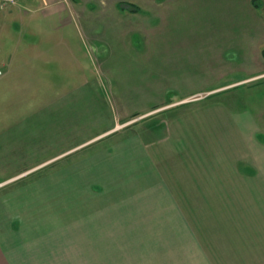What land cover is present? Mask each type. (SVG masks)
<instances>
[{"label": "rangeland", "instance_id": "obj_1", "mask_svg": "<svg viewBox=\"0 0 264 264\" xmlns=\"http://www.w3.org/2000/svg\"><path fill=\"white\" fill-rule=\"evenodd\" d=\"M68 2L87 11L70 26L0 5L19 11L0 69L41 40L26 12L85 58L0 78V172L11 137L43 142L18 154L65 150L0 177L1 264H264V0ZM55 100L61 112L38 109Z\"/></svg>", "mask_w": 264, "mask_h": 264}, {"label": "crops", "instance_id": "obj_2", "mask_svg": "<svg viewBox=\"0 0 264 264\" xmlns=\"http://www.w3.org/2000/svg\"><path fill=\"white\" fill-rule=\"evenodd\" d=\"M27 4H25L26 7L28 8H36L33 10H37L40 11L42 10L44 12L45 18L46 19H53L54 18H59L61 21L63 20V22L67 25H72V23L75 21V17H77L78 15L76 14L78 12V10L74 9L70 3L68 2L69 0H40L39 5L36 4L37 1L39 0H24ZM20 2V0H19ZM71 6V7H70ZM18 7V6H17ZM17 7L14 8H7V10L3 11L2 13H0V29L1 27L4 26H10V25H6L9 20H11L10 18L13 16H19V11L17 9ZM83 14H81L80 16L77 17L80 18L82 15H86L87 11H80ZM28 15L29 13L26 12L25 14V29L26 32L28 33V35H34L36 37V40L39 39V36L41 35V40L40 41H35V42H31L29 41V43H25L23 41H20L18 46H16L15 48V53L12 55L9 53V58H8V62L3 63L4 65H6L5 69L2 70L0 69V72L2 73V75L0 76V78L5 77L6 75L9 76L11 74H17L18 73V77H22V79H27V76H29V71L31 70V72H33L34 69H36L35 65L36 63H41L43 64H47L49 62H52L54 64H81L82 63V54L80 53H76V51L74 50L75 47H72L70 45L69 42L64 41H60L59 38L57 37V34L55 33H50V40L46 41V38H44L42 35L46 34L43 30L44 27L42 25H38L35 24L33 22L32 19L28 20ZM76 19V20H77ZM107 22V21H106ZM11 24V23H10ZM90 26V25H89ZM12 27H14L12 25ZM81 27H78V29ZM60 29V27L55 28V30ZM89 29H93V27H89ZM88 29V30H89ZM4 30V28H3ZM69 30H73L70 29ZM5 32V30H4ZM75 33V31H74ZM80 32L76 31V35L79 36ZM64 35L66 36V33H64ZM38 38V39H37ZM48 42V43H47ZM35 50H37V55H32ZM51 55V56H48ZM262 56H263V52H262ZM30 57L35 58L36 57V61H34L32 63V61L30 60ZM51 58V59H49ZM264 58V56H263ZM85 59V58H83ZM7 63V64H6ZM33 64V65H31ZM18 65L19 68H18ZM32 66L31 69H25V66ZM35 67V68H34ZM7 68V69H6ZM35 73V72H34ZM27 74V75H26ZM26 75V76H25ZM36 75V76H35ZM37 79L38 81H44V77L43 75H41L39 72L37 73L36 70V74H34L33 79ZM27 81V80H26ZM38 85V84H37ZM24 86L26 87V89H31V88H27V86H30L29 83L24 84ZM44 91V89L42 90ZM46 91V90H45ZM64 94V93H63ZM42 96H49L50 97H57L58 94H56V90H52L51 93L48 92H42L41 93ZM80 95V94H78ZM190 96L186 95V97ZM29 104L32 105V97H30L29 99ZM44 105H40L38 106V109L43 106L44 110L46 109V113H49L51 111H55V112H61L62 109L64 108V104H59L58 101H49V103H43ZM62 106V108H61ZM43 111V110H41ZM34 111H29V112H21V113H33ZM45 111L43 113V117H44ZM13 115L11 114V118L12 119ZM50 119V118H49ZM15 124V128L16 129H22L26 128L27 126L23 127L20 125ZM64 126V124H63ZM48 128V127H46ZM64 128V127H63ZM22 134V132L20 133V135ZM61 139V138H60ZM59 137H57L56 141L53 142H49V144H64V140L63 138L60 140ZM36 143H39L40 145L43 144L42 141H37L35 142L34 140H31L30 138H24L23 136L21 137H11L7 140L6 145H11L16 147V149H14V151L10 152L11 158L9 159L8 164L3 165L1 172H0V177H2V179L4 178H11V177H25L27 175H32L34 173H37L39 171H41V168L43 166H45L46 164H48V162H53L55 160L61 159L65 156V150L64 149H60V152L57 153H53L51 156H49L48 151L45 150V152H36V153H30L28 156L24 155V153H19L20 152V148L23 145L26 144H33L35 145ZM77 144H80V142H78ZM9 151L11 150V148H8ZM20 157H24L26 158L25 160L29 159L30 161H28L27 163L24 164H14L13 159L16 158V160H19ZM39 170V171H38ZM0 179V182L1 180ZM4 245L1 241L0 238V264H1V257L5 255L4 252Z\"/></svg>", "mask_w": 264, "mask_h": 264}, {"label": "built area", "instance_id": "obj_3", "mask_svg": "<svg viewBox=\"0 0 264 264\" xmlns=\"http://www.w3.org/2000/svg\"><path fill=\"white\" fill-rule=\"evenodd\" d=\"M17 3V0H0V5L2 6H9V5H15ZM2 73L0 72V76Z\"/></svg>", "mask_w": 264, "mask_h": 264}, {"label": "trees", "instance_id": "obj_4", "mask_svg": "<svg viewBox=\"0 0 264 264\" xmlns=\"http://www.w3.org/2000/svg\"><path fill=\"white\" fill-rule=\"evenodd\" d=\"M263 56H264V50H263Z\"/></svg>", "mask_w": 264, "mask_h": 264}, {"label": "flooded vegetation", "instance_id": "obj_5", "mask_svg": "<svg viewBox=\"0 0 264 264\" xmlns=\"http://www.w3.org/2000/svg\"><path fill=\"white\" fill-rule=\"evenodd\" d=\"M122 8V7H121ZM125 9V8H124ZM122 10V9H121Z\"/></svg>", "mask_w": 264, "mask_h": 264}]
</instances>
